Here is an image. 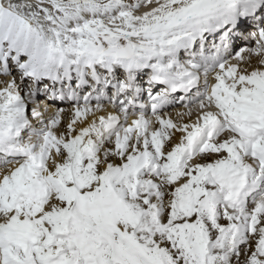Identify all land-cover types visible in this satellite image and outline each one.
<instances>
[{"label":"snow or ice","instance_id":"1","mask_svg":"<svg viewBox=\"0 0 264 264\" xmlns=\"http://www.w3.org/2000/svg\"><path fill=\"white\" fill-rule=\"evenodd\" d=\"M0 78V264H264V0H0Z\"/></svg>","mask_w":264,"mask_h":264},{"label":"bare ground","instance_id":"2","mask_svg":"<svg viewBox=\"0 0 264 264\" xmlns=\"http://www.w3.org/2000/svg\"><path fill=\"white\" fill-rule=\"evenodd\" d=\"M60 106L65 107V108L67 107V105H60Z\"/></svg>","mask_w":264,"mask_h":264},{"label":"rangeland","instance_id":"3","mask_svg":"<svg viewBox=\"0 0 264 264\" xmlns=\"http://www.w3.org/2000/svg\"><path fill=\"white\" fill-rule=\"evenodd\" d=\"M0 79H2V78H0Z\"/></svg>","mask_w":264,"mask_h":264}]
</instances>
